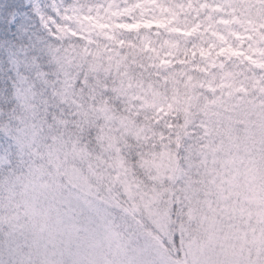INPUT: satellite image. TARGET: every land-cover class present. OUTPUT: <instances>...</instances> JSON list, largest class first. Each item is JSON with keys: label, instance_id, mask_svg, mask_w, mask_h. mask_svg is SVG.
I'll use <instances>...</instances> for the list:
<instances>
[{"label": "snow or ice", "instance_id": "1", "mask_svg": "<svg viewBox=\"0 0 264 264\" xmlns=\"http://www.w3.org/2000/svg\"><path fill=\"white\" fill-rule=\"evenodd\" d=\"M250 71L264 82V0H0V161L22 165L0 166V192L22 183L44 225L99 200H183L196 264H243L241 234L264 241V151L242 155L264 145Z\"/></svg>", "mask_w": 264, "mask_h": 264}, {"label": "clouds", "instance_id": "2", "mask_svg": "<svg viewBox=\"0 0 264 264\" xmlns=\"http://www.w3.org/2000/svg\"><path fill=\"white\" fill-rule=\"evenodd\" d=\"M155 14L161 15L158 9ZM252 75L250 71L244 87L248 99L259 105L264 103V93L259 91L264 82L259 78L253 82ZM16 107L22 111L19 105ZM8 127L14 129L15 121ZM119 127L117 124L110 131L101 127L94 146L99 153L107 156L116 151L115 140H109V135ZM240 134L245 133L240 130ZM123 135L119 133V138ZM256 149L254 152L250 146L242 155L248 159L255 155L259 160L264 145L258 144ZM7 155L12 160L5 158L0 166L11 171L14 164L19 170L22 167L19 155L13 152ZM24 196L22 183L0 192V260L4 264H196L199 258L194 245L199 235L198 221L190 218L183 200L157 202L150 214L142 208L133 212L123 199L99 200V215L74 211L62 225H56L54 220L44 225L30 220ZM43 206L47 207V202ZM55 215L52 211V216ZM10 235L14 238L10 239ZM237 250L243 253V264H264V241H259V231L253 237L249 230L247 241L241 234Z\"/></svg>", "mask_w": 264, "mask_h": 264}]
</instances>
